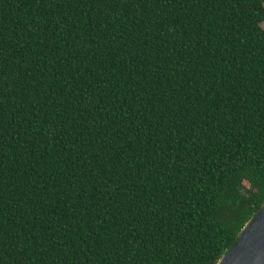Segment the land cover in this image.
I'll use <instances>...</instances> for the list:
<instances>
[{"label":"trees","instance_id":"obj_1","mask_svg":"<svg viewBox=\"0 0 264 264\" xmlns=\"http://www.w3.org/2000/svg\"><path fill=\"white\" fill-rule=\"evenodd\" d=\"M264 0H0V264H215L264 202Z\"/></svg>","mask_w":264,"mask_h":264},{"label":"water","instance_id":"obj_2","mask_svg":"<svg viewBox=\"0 0 264 264\" xmlns=\"http://www.w3.org/2000/svg\"><path fill=\"white\" fill-rule=\"evenodd\" d=\"M215 264H264V202Z\"/></svg>","mask_w":264,"mask_h":264},{"label":"rangeland","instance_id":"obj_3","mask_svg":"<svg viewBox=\"0 0 264 264\" xmlns=\"http://www.w3.org/2000/svg\"><path fill=\"white\" fill-rule=\"evenodd\" d=\"M260 24L264 28V20L260 21Z\"/></svg>","mask_w":264,"mask_h":264}]
</instances>
